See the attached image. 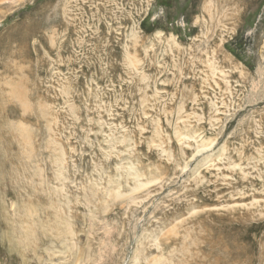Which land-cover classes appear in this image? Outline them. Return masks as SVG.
Here are the masks:
<instances>
[{
	"label": "rangeland",
	"instance_id": "obj_1",
	"mask_svg": "<svg viewBox=\"0 0 264 264\" xmlns=\"http://www.w3.org/2000/svg\"><path fill=\"white\" fill-rule=\"evenodd\" d=\"M0 264H264V0H0Z\"/></svg>",
	"mask_w": 264,
	"mask_h": 264
}]
</instances>
